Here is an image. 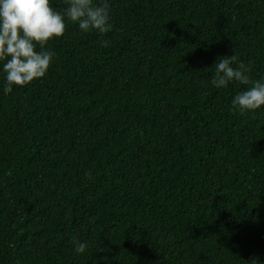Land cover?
I'll return each mask as SVG.
<instances>
[{"label":"trees","instance_id":"obj_1","mask_svg":"<svg viewBox=\"0 0 264 264\" xmlns=\"http://www.w3.org/2000/svg\"><path fill=\"white\" fill-rule=\"evenodd\" d=\"M108 3L45 77L0 61V264H264V106L210 83L234 49L264 78V0Z\"/></svg>","mask_w":264,"mask_h":264},{"label":"clouds","instance_id":"obj_2","mask_svg":"<svg viewBox=\"0 0 264 264\" xmlns=\"http://www.w3.org/2000/svg\"><path fill=\"white\" fill-rule=\"evenodd\" d=\"M62 10L50 0H0V61L4 75L3 92L13 86H26L46 76L56 53L46 48L49 41L62 37L68 22L78 24L81 33L97 31L101 35L112 30L108 0H63ZM108 41H102L107 47ZM218 58L210 83L227 87L232 81L247 86L232 99L231 111L241 115L264 106V78L252 79L251 64L244 63L239 53ZM77 253H84L86 242L72 237ZM250 264H258L253 258Z\"/></svg>","mask_w":264,"mask_h":264}]
</instances>
